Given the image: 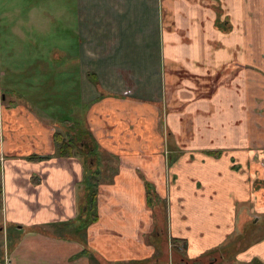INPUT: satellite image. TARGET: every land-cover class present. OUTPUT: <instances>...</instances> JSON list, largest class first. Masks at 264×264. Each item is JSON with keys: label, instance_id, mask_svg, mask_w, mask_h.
Returning <instances> with one entry per match:
<instances>
[{"label": "crops", "instance_id": "0c3cea01", "mask_svg": "<svg viewBox=\"0 0 264 264\" xmlns=\"http://www.w3.org/2000/svg\"><path fill=\"white\" fill-rule=\"evenodd\" d=\"M75 2L95 90L83 120L117 165L98 220L77 229L83 165L55 155L57 118L5 82L27 67L0 52V211L30 217L9 264H93L83 238L98 264H264V234L246 238L264 226V0ZM53 56L51 69L74 72ZM145 180L162 202L148 205Z\"/></svg>", "mask_w": 264, "mask_h": 264}, {"label": "rangeland", "instance_id": "374dc122", "mask_svg": "<svg viewBox=\"0 0 264 264\" xmlns=\"http://www.w3.org/2000/svg\"><path fill=\"white\" fill-rule=\"evenodd\" d=\"M75 6V0H0L1 61L8 62L17 69L27 67V71L24 72L25 79L5 82L11 83L14 92L23 95L22 98H29L32 93L37 92L38 97L42 98L41 109L44 113L55 116L61 122L73 120L77 115L78 120H83L95 91L91 77L80 76L78 62L82 51L76 32ZM31 39L35 42H30ZM55 53L63 56L61 59L64 62L73 60L74 72L65 73L51 69L56 65V59H53ZM40 62L44 65L43 72H38L37 69ZM7 76L10 77V74ZM106 161L98 168L100 170L98 178L102 181L112 174L117 165V161ZM83 184V181L79 183L80 191H83ZM165 209L166 206L162 203L160 210L163 215ZM2 214L0 211V264H9L7 248L22 236L23 231L18 232V226L27 225L30 217L27 214V217L21 218V222L12 224L4 222ZM262 219L261 223L264 224V217ZM164 223L166 224V220ZM46 228L51 229V225ZM247 230L244 229L242 238L245 237ZM251 231L246 238L257 240L264 234V226L256 225ZM173 243L182 248L183 243L178 241Z\"/></svg>", "mask_w": 264, "mask_h": 264}, {"label": "trees", "instance_id": "16d2710c", "mask_svg": "<svg viewBox=\"0 0 264 264\" xmlns=\"http://www.w3.org/2000/svg\"><path fill=\"white\" fill-rule=\"evenodd\" d=\"M96 82V81H95ZM96 84H98L96 82ZM56 124L60 127L58 130H56L53 134V142L55 147V155L58 157L63 158H77L80 160V162L83 165V170H85V177L82 180L84 182L83 184V191L79 190V216L77 217V222L79 224L78 228L79 230L83 231L94 221L97 219V207H96V201H97V191H98V185L101 182L104 181H111L110 175L106 180H101V178H98L100 174V170L98 169L101 163H103L105 160L106 162L109 161H117L118 157L111 156L105 151H102L100 148V145L97 144L96 140L94 139L92 132L87 127L86 122L78 121L73 122L72 124H68L67 122H61L59 119L55 120ZM62 129H64L62 131ZM43 158V156L38 155H31L29 156L28 160H39ZM46 158V157H45ZM105 165H108L105 163ZM145 185L147 186V203L148 205L154 201L159 202L160 199L158 197L156 198V194L151 190L150 182L145 180ZM83 192V194H82ZM162 202V201H160ZM165 205V204H164ZM0 208H1V185H0ZM31 232H45V230L38 228V227H32L30 229ZM242 236H240L241 238ZM84 246L83 253L88 254V257L90 258L91 262L93 264H98V261H96L95 257H93L92 252L88 249H86V242L85 239L83 240L79 239ZM171 241H176L175 239H171ZM174 252H177V250ZM200 260V259H198ZM193 261V264H200L202 260ZM253 264H261L257 261H253Z\"/></svg>", "mask_w": 264, "mask_h": 264}, {"label": "flooded vegetation", "instance_id": "af4514ba", "mask_svg": "<svg viewBox=\"0 0 264 264\" xmlns=\"http://www.w3.org/2000/svg\"><path fill=\"white\" fill-rule=\"evenodd\" d=\"M78 121H83V120H78V115H77V118H76V117H74V119H73V120H70V121H65V122H67L68 124H72L73 122H78Z\"/></svg>", "mask_w": 264, "mask_h": 264}]
</instances>
